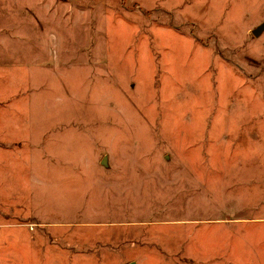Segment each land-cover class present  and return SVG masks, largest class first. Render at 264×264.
<instances>
[{"label":"rangeland","instance_id":"obj_1","mask_svg":"<svg viewBox=\"0 0 264 264\" xmlns=\"http://www.w3.org/2000/svg\"><path fill=\"white\" fill-rule=\"evenodd\" d=\"M128 262L264 264V0H0V264Z\"/></svg>","mask_w":264,"mask_h":264},{"label":"water","instance_id":"obj_2","mask_svg":"<svg viewBox=\"0 0 264 264\" xmlns=\"http://www.w3.org/2000/svg\"><path fill=\"white\" fill-rule=\"evenodd\" d=\"M259 30H260V27H257V28H255V29H253L252 34H253V35H256V34L259 32ZM126 264H134V263H133V262H128V263H126Z\"/></svg>","mask_w":264,"mask_h":264}]
</instances>
